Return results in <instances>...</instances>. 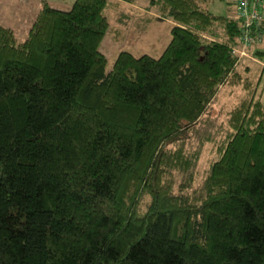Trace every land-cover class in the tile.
<instances>
[{"label":"trees","instance_id":"obj_1","mask_svg":"<svg viewBox=\"0 0 264 264\" xmlns=\"http://www.w3.org/2000/svg\"><path fill=\"white\" fill-rule=\"evenodd\" d=\"M215 1L150 0L169 44L109 71V0L44 1L22 41L0 24V264H264V101L237 69L242 18ZM227 80L245 91L190 191L186 144L210 138Z\"/></svg>","mask_w":264,"mask_h":264},{"label":"rangeland","instance_id":"obj_2","mask_svg":"<svg viewBox=\"0 0 264 264\" xmlns=\"http://www.w3.org/2000/svg\"><path fill=\"white\" fill-rule=\"evenodd\" d=\"M44 1L57 8L70 9L75 0H0V24L12 27L18 40H24ZM109 3L105 9L109 29L100 44V49L107 56V71L113 68L122 50H128L135 55L148 53L155 57L160 56L172 38L173 20L164 17L159 6H152L150 0H109ZM233 5L229 7L225 1L218 0L211 3V9L218 13L229 14L237 10L236 4ZM232 8H235V11ZM257 57L264 62L263 55ZM237 69H241L244 75H249L253 79L257 85V96L264 101V63L242 57ZM244 91L241 83L233 84L227 80L222 84L215 100L209 105L206 114L208 120L201 131L202 134L209 133L210 138L200 142V134L198 137L194 135L187 141L186 150L200 151L193 169L190 191L202 185L212 161L219 157L215 145L218 139L226 136L223 119L226 118L227 111L239 101ZM181 177L180 173L175 172L177 183L180 182ZM149 201L150 195L145 194L141 202L143 210L146 209Z\"/></svg>","mask_w":264,"mask_h":264},{"label":"built area","instance_id":"obj_3","mask_svg":"<svg viewBox=\"0 0 264 264\" xmlns=\"http://www.w3.org/2000/svg\"><path fill=\"white\" fill-rule=\"evenodd\" d=\"M263 9L264 0H238L237 12L242 18V34L240 44L233 47V52L239 58L249 57L264 63L252 52L264 45Z\"/></svg>","mask_w":264,"mask_h":264},{"label":"crops","instance_id":"obj_4","mask_svg":"<svg viewBox=\"0 0 264 264\" xmlns=\"http://www.w3.org/2000/svg\"><path fill=\"white\" fill-rule=\"evenodd\" d=\"M264 56V55H263ZM262 60V59H261Z\"/></svg>","mask_w":264,"mask_h":264},{"label":"clouds","instance_id":"obj_5","mask_svg":"<svg viewBox=\"0 0 264 264\" xmlns=\"http://www.w3.org/2000/svg\"><path fill=\"white\" fill-rule=\"evenodd\" d=\"M263 64V63H262Z\"/></svg>","mask_w":264,"mask_h":264}]
</instances>
